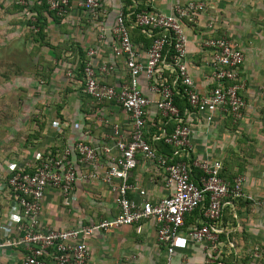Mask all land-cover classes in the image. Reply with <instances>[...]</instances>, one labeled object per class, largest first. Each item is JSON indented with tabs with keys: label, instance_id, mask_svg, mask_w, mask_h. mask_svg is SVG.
I'll return each mask as SVG.
<instances>
[{
	"label": "crops",
	"instance_id": "0c3cea01",
	"mask_svg": "<svg viewBox=\"0 0 264 264\" xmlns=\"http://www.w3.org/2000/svg\"><path fill=\"white\" fill-rule=\"evenodd\" d=\"M187 1L189 0H104L100 9L90 10L82 7L78 0H72L69 12L63 17L51 15L47 10L43 14L53 31L59 34L58 38L66 29L65 37L70 34L74 39H78L76 40L80 42L79 45L87 50L86 59L93 63L100 81L119 87L129 78L124 57L115 55L113 51V45L116 43L113 28L121 4L124 3L127 11L141 8L173 13L175 5ZM196 1L204 4L205 10L199 13L194 24L184 22L188 37L187 64L197 90L207 93L213 87L211 78L213 51L205 47L203 41L209 36H218L216 27L220 29L221 20L217 18L218 10L212 9L218 6L215 7L210 0ZM35 2L36 0H33L30 10L23 6L21 9L16 0L13 4L23 13L22 16H28V21L36 19V12H32ZM18 17L21 18L20 15ZM221 26L223 27V23ZM130 33L138 58L145 61L153 41L152 33L147 28L138 27L130 28ZM239 44L245 53L243 76L245 80H254L257 78L259 66L249 58L245 43ZM102 65H109L112 68L104 72L100 70ZM70 71L72 75H68ZM81 72L77 63L59 64L52 70L48 81L51 85L60 86L62 93L67 91L66 103L55 111L51 109L45 113L46 124L42 136L27 147L28 154L13 158L0 166V264H20L23 254L22 248L5 245L3 230L11 215L18 211L6 179L12 165H32L38 161L37 157L41 153L50 155L54 150L58 153L68 146H73L77 141H84L100 152V165L97 171L102 176L112 158L119 154L113 136L115 125H118L125 138L132 133L133 123L129 112L114 101L98 102L87 94L84 91ZM139 82L142 91L152 100L146 115V137L159 152L172 155L174 148L165 144L162 137L172 132L176 122L165 117L157 108L156 103L160 95L158 92H151L147 77L141 75ZM255 83L258 81L250 82L243 90L245 99L249 100L247 106L250 102L253 110L246 111V106L239 120H234L230 115L220 111H216L213 118L207 120L205 113L190 107H186L183 118L191 127L193 157L220 161L222 163L220 175L225 180L232 181L238 174L245 175L247 194L262 198L264 113L255 110L262 101L258 95V88L261 85L257 86ZM174 101L177 105L182 104L175 98ZM57 122H60V127L54 125ZM106 148H110V151H105ZM71 161L79 174L73 198L67 202L60 190L47 188L42 206L43 220L54 227L75 228L116 216L119 212L118 193L115 187L118 182L112 185L105 183L101 178L89 177L92 165L80 163L75 152ZM193 170L196 177L201 174L200 169ZM128 183L132 186L128 191V197L138 202L143 199L156 202L172 191L166 186L164 169L143 154L137 156V165L131 170ZM201 212L202 210L198 209L186 215L185 225L178 233L175 243L173 264H201L207 258H213L223 264H264L253 254L256 246L264 244L263 207L255 205L247 198L229 199L222 219L215 223L219 239L216 248L213 249L208 247L207 243L194 241L188 236V229L199 223ZM88 242L90 264H127L132 261L139 264H164L168 256L167 247L158 240L157 225L152 219L107 231H97ZM133 256L136 258L133 259Z\"/></svg>",
	"mask_w": 264,
	"mask_h": 264
},
{
	"label": "built area",
	"instance_id": "2783aa9c",
	"mask_svg": "<svg viewBox=\"0 0 264 264\" xmlns=\"http://www.w3.org/2000/svg\"><path fill=\"white\" fill-rule=\"evenodd\" d=\"M78 1L82 7L90 10L100 9L104 3V0ZM16 2L30 10L33 0ZM45 2L57 16L63 17L69 12L72 0ZM204 10V4L196 0L175 5L173 13L144 9L127 11L124 3L121 4L113 28L116 36L113 51L115 55L124 57L129 70L128 81L119 87L100 81L93 63L86 60L84 91L98 102L114 101L126 109L132 119V133L125 138L118 125H115L113 136L119 154L112 158L102 176L97 171L100 152L84 141H77L58 153H41L37 157L38 161L27 167L12 165L6 179L18 211L11 215L3 230L5 245L23 249L20 264H90L88 239L95 232L147 219L156 222L158 240L167 247L168 256L164 264H173L175 243L185 225L187 214L202 210L199 223L188 229V236L194 241L207 243L213 249L219 239L215 223L222 219L229 199L247 198L264 208V197L255 198L247 194L245 175L238 174L232 181L225 180L220 175V161L193 157L191 127L185 123L174 101L176 95L185 97L189 107L205 113L207 120H211L216 111L239 120L247 106L243 95L246 81L243 76L245 53L240 44L230 37L222 35L204 39V46L213 51V87L207 93H201L196 88L187 64L188 37L184 22L194 24L199 13ZM132 27L147 28L152 33L154 40L145 61L138 58L131 39ZM110 68L109 65H102L100 70L106 72ZM68 75H72L71 71ZM141 75L150 81L151 92L160 95L157 108L165 117L176 122L172 132L162 137L165 144L174 148L172 155L159 152L146 137V115L152 100L141 89ZM59 123L54 125L60 127ZM105 151L109 152L110 148ZM74 152L80 163L92 165L89 177L101 178L112 185L118 182L115 187L119 212L114 217L81 227H54L42 218L45 191L53 187L63 193L65 201L69 202L73 198L74 186L79 179L78 170L71 161ZM139 154L153 159L166 173V186L172 191L159 201L143 199L138 202L127 195L132 188L128 176L136 167ZM194 168L201 171L197 178L193 174ZM253 254L264 263V244L256 246ZM127 264L139 263L132 261ZM201 264L223 263L207 258Z\"/></svg>",
	"mask_w": 264,
	"mask_h": 264
},
{
	"label": "rangeland",
	"instance_id": "374dc122",
	"mask_svg": "<svg viewBox=\"0 0 264 264\" xmlns=\"http://www.w3.org/2000/svg\"><path fill=\"white\" fill-rule=\"evenodd\" d=\"M13 1L0 0V166L28 154L27 147L42 136L45 113L66 103L67 91L62 93L60 86L48 81L52 70L59 64H80L87 53L77 38L70 34L65 37L66 29L58 38L47 18L45 43L37 40V31L28 25V16H22ZM209 2L218 6L212 9L218 10L217 18L223 23L220 29L216 27L217 35L245 43L249 58L259 66L257 78L246 80L244 88L258 81L255 84L261 85L258 95L262 101L255 110L264 113V0ZM248 105L246 111L253 110L250 102Z\"/></svg>",
	"mask_w": 264,
	"mask_h": 264
},
{
	"label": "trees",
	"instance_id": "16d2710c",
	"mask_svg": "<svg viewBox=\"0 0 264 264\" xmlns=\"http://www.w3.org/2000/svg\"><path fill=\"white\" fill-rule=\"evenodd\" d=\"M20 8L23 9L22 6ZM137 9L140 10L141 8H137ZM44 10H47L48 13L51 14V15L57 16L54 11H51L48 8V5L46 4L45 0H36L34 6L32 7V12L33 11L36 12V19L35 20L30 19V20L27 21L28 25H31L34 28V30L37 31L36 39L39 40L42 43H45V41L43 39L45 37L44 29H45V26H46V17L43 14ZM57 17H59V16H57ZM36 24H38L37 28L35 27ZM152 43H153V41H152ZM86 58H87V56H86ZM86 58L85 59H81L80 64H77V67H79V69L82 70L81 74H82V80L83 81H85L84 80V66H85V62L87 60ZM174 98H175V100L177 102H179V101L182 102V104L178 103V107L180 108L181 113L183 114L185 109H186V107H189L187 99L185 97H183V96H180V95H176ZM54 152H55V150H54ZM193 174H194V172H193ZM194 176H195V174H194Z\"/></svg>",
	"mask_w": 264,
	"mask_h": 264
}]
</instances>
